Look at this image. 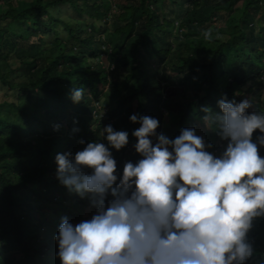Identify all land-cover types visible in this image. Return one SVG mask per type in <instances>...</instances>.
I'll return each mask as SVG.
<instances>
[{
	"label": "trees",
	"instance_id": "trees-1",
	"mask_svg": "<svg viewBox=\"0 0 264 264\" xmlns=\"http://www.w3.org/2000/svg\"><path fill=\"white\" fill-rule=\"evenodd\" d=\"M0 5L7 8L0 13V86L10 93L0 101V264H59L52 237L60 218L76 223L94 211L86 197L55 176V154L81 150L79 139H97L108 124L128 131V145L112 149L122 169L125 161L139 158L131 135L139 123L128 119L131 114L158 119L156 131L171 139L181 128H205L201 107L219 112L223 94L237 102L250 99L247 111L264 110V0H0ZM171 6L185 13L175 16ZM65 7L90 22L69 23L60 17ZM213 21L221 23L225 39L212 44L213 34L205 46L188 40L186 48L194 42L206 57L189 54L179 61L174 39L200 37ZM102 33L111 36L108 47L98 42ZM143 49L158 62L154 72L141 59ZM111 84L108 93L99 92ZM74 87L84 90L78 103L70 99ZM195 88L205 94L187 96ZM170 115L175 117L165 121ZM197 134L212 144L208 151L222 149L214 127ZM258 151L264 156V147ZM248 237L259 253L249 264H262L264 217L253 221Z\"/></svg>",
	"mask_w": 264,
	"mask_h": 264
},
{
	"label": "clouds",
	"instance_id": "clouds-1",
	"mask_svg": "<svg viewBox=\"0 0 264 264\" xmlns=\"http://www.w3.org/2000/svg\"><path fill=\"white\" fill-rule=\"evenodd\" d=\"M83 92L72 88V102ZM217 105L201 111L225 142L218 153L195 127L170 139L156 131L158 119L134 113L139 158L122 169L112 149L128 145L129 133L111 124L95 140L79 139L81 150L55 154L58 182L94 209L77 223L60 218L52 237L59 264H249L259 254L248 233L264 217V110L226 94Z\"/></svg>",
	"mask_w": 264,
	"mask_h": 264
},
{
	"label": "rangeland",
	"instance_id": "rangeland-1",
	"mask_svg": "<svg viewBox=\"0 0 264 264\" xmlns=\"http://www.w3.org/2000/svg\"><path fill=\"white\" fill-rule=\"evenodd\" d=\"M24 1H32V0H24ZM199 1L201 3H204V2H207V1L208 2L211 1V2H216L217 3L220 0H199ZM186 2L190 3L191 0H186ZM239 4H241V3H239ZM239 4H236V7H238ZM6 10H7L6 6L0 5V13L4 12ZM169 10L171 12H174L175 16H182L185 13L184 9L179 8L177 6L176 7L175 6H171L169 8ZM60 17L63 18L64 20L68 21L69 23H73V24H80V23L88 24L90 22V20L84 19L83 17H77V13L74 12L71 8L67 9V7L61 9ZM210 26L211 27L209 29L202 31V34H201L200 37H192L191 39H189V38L187 39L183 35H179L178 38L174 39V50H175V53H177L180 56L179 61L181 60L182 56H188L189 54H197V55L200 54L201 57H203V58L206 57L205 53H202V52H199V51L195 50L194 45L196 43H194V42L190 43L192 47L186 48V44L188 43V40H190V41L197 40L198 43H199L198 46H200V45L201 46H205L206 45L205 43L207 42V40L209 38H212L213 34H214V37L210 41V43H212V44H215L216 42L225 39V36L219 32V29H220V26H221V23L219 21H213V23ZM110 39H111V36L109 35V33H106V34L102 33L98 37V40H99L98 42H99V44H102V45L104 44V45H106L108 47V45L110 43ZM142 51H143V56L141 57V59L143 58V61L145 62V64H147V65L150 64L149 66H150L152 72H154L155 69L158 67V62L156 61V59L152 55L148 56V53L144 49ZM174 58H175V56H174ZM175 61H178L177 57L175 58ZM108 62L110 63L109 60L108 61L105 60L104 64L108 65L109 64ZM103 68H104V66H103ZM120 77L122 78V76H120ZM111 78L113 79L112 76H111ZM112 82L113 81L111 80V83ZM111 87H112V84L111 85H106L104 87H101L99 89V92H105V91L108 90L107 92H105V93H108L109 90L111 89ZM165 91L168 94L170 93V89H168V88ZM171 92H173V91H171ZM187 93H188L187 96H189L191 94V95H194L196 97H200V96H203L205 94V91L195 88V89H193V90H191L190 92H187ZM263 93H264V91H263ZM7 94H10L9 91H6V89H4V88H2L0 86V101H3L4 99L8 98ZM173 96L175 97V95H173ZM175 98H177V97H175ZM109 99L112 100V102H114V101L117 102V99H114V97L113 98L110 97ZM110 100L108 101L109 103H110ZM134 106H136V103H134ZM173 117H175V116L174 115L167 116L165 121H168L169 118H173ZM205 129H210V127L209 126H205V128H204V127L200 126V127L197 128V131L198 132H203ZM220 142L221 143H225L223 141H220ZM213 152L215 153V151H213ZM77 222H79V221H77Z\"/></svg>",
	"mask_w": 264,
	"mask_h": 264
}]
</instances>
